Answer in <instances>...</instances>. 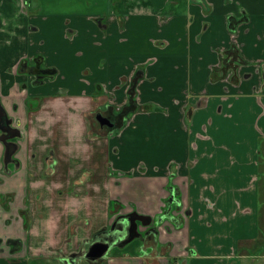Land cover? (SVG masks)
Wrapping results in <instances>:
<instances>
[{
  "label": "crops",
  "instance_id": "0c3cea01",
  "mask_svg": "<svg viewBox=\"0 0 264 264\" xmlns=\"http://www.w3.org/2000/svg\"><path fill=\"white\" fill-rule=\"evenodd\" d=\"M16 1H3L0 43L9 35L5 29H40L28 38L60 68L59 85L80 89L74 69L90 67L96 75L100 67L95 80L122 105L128 98L124 79L139 64L147 66L135 99L141 110L118 134L112 156L116 169L134 168L135 174L119 185L105 180L108 194L122 199L123 187L143 183L153 199H131L151 214L170 210L160 242L176 243L172 253L181 247L184 258L183 247L192 248L190 264H233L241 253L263 259L258 246L264 237L256 249L248 243L264 234V0H57L58 11H50L54 0ZM105 14L109 18L99 22ZM8 17L18 20L11 25ZM67 29L79 33L76 39ZM13 47L19 48L16 42ZM58 108L66 117L67 109ZM135 145L147 150L146 172L129 158ZM170 184L190 211L181 227L173 219ZM240 240L244 252L238 254Z\"/></svg>",
  "mask_w": 264,
  "mask_h": 264
},
{
  "label": "flooded vegetation",
  "instance_id": "af4514ba",
  "mask_svg": "<svg viewBox=\"0 0 264 264\" xmlns=\"http://www.w3.org/2000/svg\"><path fill=\"white\" fill-rule=\"evenodd\" d=\"M108 18L105 14L98 21ZM27 29L29 34L40 31L32 24ZM104 30L106 37L112 36L110 29ZM67 34L73 40L79 33L67 29ZM32 42L28 45L35 51L29 48L15 63L0 59V264H187L188 255L183 257L181 247L173 254L176 243L160 242L170 210L162 207L151 214L143 202L110 196L106 189L105 199L98 196L95 182L102 165L96 158L76 152L85 144L98 145L100 150L103 130L130 126L136 110L132 102L140 93L138 83L146 77L147 66L139 64L124 79L129 82L128 98L119 105L112 90L105 91L99 81L86 80L95 76L90 67L74 69L73 79L80 82V89L55 85L60 68ZM56 101L66 105L67 116L72 110L80 114L83 130L64 115L43 124L45 119H54ZM117 133L109 136L116 139ZM111 139L107 138L105 148L108 173L112 167L116 170L110 159L118 152L117 146L111 147ZM145 167L141 163L139 170L146 172ZM134 174L135 169L130 168L126 177ZM86 178L94 184L84 188L80 184ZM106 184L103 181L102 186ZM170 188L173 219L181 227L183 215L190 211L182 209L178 186L170 184Z\"/></svg>",
  "mask_w": 264,
  "mask_h": 264
},
{
  "label": "rangeland",
  "instance_id": "374dc122",
  "mask_svg": "<svg viewBox=\"0 0 264 264\" xmlns=\"http://www.w3.org/2000/svg\"><path fill=\"white\" fill-rule=\"evenodd\" d=\"M6 2V0H0V10H4V8H5V4L6 3H4V2ZM16 2H18V3H20L21 4V1L20 0H18V1H16ZM17 4V3H16ZM57 0H54V3H52V6H51V8H50V11H52V10H55V11H58L59 9H61V6H57ZM40 5H41V3H40ZM72 5H75V3H73L72 2ZM18 6V5H17ZM68 4L66 3L65 4V8L64 9H66L67 11H68ZM47 7V6H46ZM48 8L49 7H47L46 8V11H48ZM6 9V8H5ZM9 10V12L10 13H12L13 12V8L12 7H10V8H8ZM52 9V10H51ZM24 10H25V8H24ZM32 11L34 12L35 11V9H34V7H33V9H32ZM19 12H20V10H19ZM29 12H30V9H29V6H27V9H26V13L28 14V16H29ZM35 14H37L36 12H35ZM8 16H10L11 14H7ZM22 15L25 17V13H22ZM30 17V16H29ZM16 20H18V18L16 19V18H14V17H8L7 18V21H8V23H10L11 25H13L14 24V22L16 21ZM4 30V29H3ZM27 30L28 29H17V28H13V29H5V31L4 32H6V34H8L9 33V35H8V37H7V39L6 40H4V41H2L3 43H0V59L2 60V59H4L5 60V62L6 63H8L9 61V59H11V63H15L16 62V60H17V58L18 57H21V55L23 56V55H25V52H27L28 51V49L30 48V45H28L27 47H26V45H27V42L25 41L28 37H29V33L27 32ZM27 33V34H26ZM2 34H5V33H3V32H1V34H0V37H2L3 35ZM15 36H16V38H15ZM28 40H29V38H28ZM6 42V43H5ZM17 43V46L19 47V48H17V49H14V47H13V44L14 43ZM29 42V41H28ZM33 42H35V41H33ZM32 42V45L33 46H38V43L35 45L34 43ZM21 43V44H20ZM10 47H13L12 48V50L11 51H9L8 49H10ZM31 50H34L35 51V49L36 48H34V47H32L31 46V48H30ZM111 50H112V47H110V54H109V56H111V54H113V52H111ZM104 52V51H103ZM103 52H101V54L103 53ZM102 56V55H101ZM101 56H100V54H98L97 55V58H101ZM95 76L94 77H87L86 78V80L87 81H95L96 82V80H95V77H97L98 75L97 74H100L102 71H101V69H100V67H95ZM73 76V75H72ZM95 82H93V85H95L96 86V83ZM55 85H57V86H59V82H55L54 83ZM87 87L88 86H86L85 87V89L87 90ZM73 88V87H72ZM32 90H33V88H31ZM135 101V100H134ZM58 105H60V106H62L63 107V109H65L66 110V105H63V103H61V101H60V103H58L57 104V101H56V105L55 106H53L54 107V110H55V112H56V114H55V117H54V119L53 120H51V121H49V120H47V119H45L44 121H43V124H48V123H50V122H52V121H55V120H58V119H60V116H62V115H64L63 114V112L58 108ZM136 105H137V102L135 101V105L133 106V108H135L136 107ZM140 105V104H139ZM83 106H85V105H83ZM89 105H87L86 104V106L85 107H88ZM141 108V105H140V107H138V108H136V110H134V112H132L133 114L135 113V112H140V109ZM68 110V109H67ZM66 110V113H68V111ZM129 113H131V111L129 112ZM133 114H132V116H133ZM60 115V116H59ZM71 119H70V121L72 122V124L74 125V124H76L77 126H78V128H80V125L82 124V120H81V118H79L80 117V114L79 113H77V114H74L73 113V110H72V112H70V115H68ZM67 116V117H68ZM131 116V117H132ZM78 117V118H77ZM69 121V120H68ZM90 121H91V118H90ZM121 124V123H120ZM123 127H124V125L122 124L121 126H120V128H121V130L119 129V131H117V130H115V129H113V130H111L110 132H106L105 130H103V134H102V147H101V149L99 150V147L97 148V147H92L91 148V154L89 155V152H87L86 150H85V148H86V144L85 145H79L77 148H76V152L77 153H79L80 151L83 153V154H85V155H87V157H92V158H96V160H98L97 162L100 164V165H102L101 166V169H102V171L101 172H99L98 174H100L99 176H100V178H98V181L97 182H95V185L97 186V187H99V189L98 190H100V191H98L99 193H98V196H100V194H101V197L103 198V199H105V195L103 194L104 193V186H102V184H103V181H105V180H107V179H111V180H114V181H116V182H118V185L120 184V181H121V179L122 178H124V177H126V175H127V171H124V170H119V169H114L113 167H112V169H111V171H110V173H108V170L109 169H106V165H105V163H104V160H105V156H106V141H107V138H108V140H110L111 139V136H109L110 135V133H114V132H118L117 133V135L119 134V133H121L122 132V129H123ZM81 130H83V128H82V125H81ZM90 130V132H91V129H89ZM80 131V130H79ZM86 132H87V130H86ZM110 145H111V147L112 146H114V145H118V146H120V140L119 139H115V137L114 138H112L111 139V143H110ZM107 146H109L108 145V143H107ZM112 149V152L111 153H114V148H111ZM263 150H264V147H263ZM147 150L146 149H144L143 147H142V145H140V146H137V145H135V146H131L130 147V156H129V158H131L134 162L136 161V160H138L139 161V165H141V163L143 164L144 163V160L147 158ZM78 155V154H77ZM75 158H77L76 156H74ZM117 158V160H120V158L117 156L116 157ZM106 160H107V158H106ZM110 161H112L111 159H110ZM108 162V161H107ZM109 163V162H108ZM105 167H104V166ZM100 169V170H101ZM105 169V170H104ZM103 176V177H102ZM105 176V177H104ZM102 177V178H101ZM133 177V176H132ZM102 179H103V181H102ZM89 180H91V182L89 183ZM96 181V180H95ZM107 183V182H106ZM90 184H94V181H93V179H88V178H86V179H84L82 182H81V186L82 187H86L87 188V185H90ZM140 184V183H139ZM72 185V184H71ZM76 185V184H75ZM102 186V187H101ZM143 186V187H142ZM142 186L141 185H138L137 186V181H134V187H132V186H130V185H128V186H125V187H123V194L128 198V199H130V198H137V199H141L143 202H148V200L150 199H153V197H154V195H150L149 194V191H148V188H146L145 186H144V184L142 183ZM90 186H88V188H89ZM90 196V194L88 195V197ZM87 197V198H88ZM86 198V199H87ZM91 202V198L89 197L88 198V200H87V204H89ZM66 204V203H65ZM64 207H66L67 208V206H64ZM72 206H70L69 205V209L71 208ZM62 209V208H61ZM83 209H88V206L86 207V208H83ZM262 214H263V211H262ZM35 231H36V225L32 228V233H35ZM261 231H262V233H264V226L262 227V223H261ZM260 234H261V232H260ZM262 237H264V234L262 235H260V238H258V239H256V241L255 242H257L258 244H259V240L262 238ZM254 242V243H255ZM243 243L241 242V240L239 241V243H238V247L237 248H239V250H238V254H239V252L241 253V252H244V251H240V248H241V245H242ZM183 245V244H182ZM252 245V243H248V246H251ZM183 247V246H182ZM254 249H256V244L254 245ZM258 248H261L262 249V251H261V254L262 253H264V244L261 246V244L258 246ZM183 250H184V247H183ZM184 254L185 255H189V258H187L188 259V261H187V264H190V258L195 254V252L194 251H191L190 253L188 252V251H186V252H184ZM191 254V255H190ZM251 254H256V250H254ZM245 256L246 255V253H241V256ZM239 257V258H233L234 260V262L232 261V263L233 264H264V258L263 259H261V258H258V257H255V258H245L244 259V257ZM260 257H261V255H259ZM257 258V259H256Z\"/></svg>",
  "mask_w": 264,
  "mask_h": 264
},
{
  "label": "trees",
  "instance_id": "16d2710c",
  "mask_svg": "<svg viewBox=\"0 0 264 264\" xmlns=\"http://www.w3.org/2000/svg\"><path fill=\"white\" fill-rule=\"evenodd\" d=\"M132 104L134 105L135 103L132 102ZM259 243H261V239L259 240ZM253 244L255 245V244H257V242L252 243V245H253Z\"/></svg>",
  "mask_w": 264,
  "mask_h": 264
},
{
  "label": "water",
  "instance_id": "95a60500",
  "mask_svg": "<svg viewBox=\"0 0 264 264\" xmlns=\"http://www.w3.org/2000/svg\"><path fill=\"white\" fill-rule=\"evenodd\" d=\"M105 120V119H104Z\"/></svg>",
  "mask_w": 264,
  "mask_h": 264
}]
</instances>
